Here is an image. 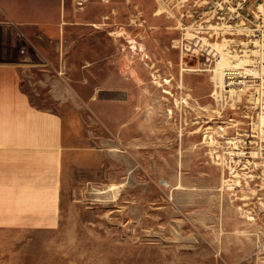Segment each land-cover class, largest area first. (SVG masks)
I'll return each instance as SVG.
<instances>
[{"label":"rangeland","instance_id":"obj_1","mask_svg":"<svg viewBox=\"0 0 264 264\" xmlns=\"http://www.w3.org/2000/svg\"><path fill=\"white\" fill-rule=\"evenodd\" d=\"M258 14L264 0H0V62L65 118L59 224L1 227L0 264H264V111L212 96L228 67L259 77Z\"/></svg>","mask_w":264,"mask_h":264},{"label":"crops","instance_id":"obj_2","mask_svg":"<svg viewBox=\"0 0 264 264\" xmlns=\"http://www.w3.org/2000/svg\"><path fill=\"white\" fill-rule=\"evenodd\" d=\"M5 8L8 16H15L11 4ZM16 33L24 34L20 27ZM19 70L15 63L0 62V228L56 227L63 189L65 118L31 102L20 87Z\"/></svg>","mask_w":264,"mask_h":264},{"label":"built area","instance_id":"obj_3","mask_svg":"<svg viewBox=\"0 0 264 264\" xmlns=\"http://www.w3.org/2000/svg\"><path fill=\"white\" fill-rule=\"evenodd\" d=\"M258 15H259V19L262 18L261 20H264V18H263V16L261 14H258ZM263 26H264V24L262 22L261 23V27H263ZM261 29L264 30V27L261 28ZM261 29H260V32H261L260 41L261 42L258 45V46H260L258 49H261L262 51H264V40L262 38ZM192 33H193V35L191 36V38H185V40L187 42L183 43L184 44L183 49L196 51L197 48L191 47V44H190L191 41L190 40H192L195 37H199V39H201L205 43V42H207V39L204 40L203 38H205V37H201L195 32H192ZM212 43H214V42H212ZM212 43H211V45H212ZM261 43H262V46H261ZM229 45L231 46V42H229ZM199 48H201V47H199ZM213 49H215L214 46H213ZM24 51H25V47L23 46L21 48V52H24ZM244 51H245V49H244ZM230 52H231V50H230ZM256 56H257L256 65L254 67L260 72L259 77H254V79H257V78L258 79L256 81L250 82V83H254V84L244 85L243 86L244 90L242 91V96L240 98H236L234 101H238V103L239 102H242V103L244 102V106L246 107V110H247V115L250 116V112L251 113L256 112L257 116L259 118V113L264 111V80L262 81V77H261L262 75L264 77V58H261L259 55H256ZM263 56H264V53H263ZM231 86H233V85L221 86L219 89H215L213 91L214 93H212V96L215 99L216 103L221 104V103H223L224 100L226 101L227 98H229V99H231L233 101V99L229 95V91H227V88H230ZM234 101L230 102L229 105L231 107H235V105H234L235 102ZM257 126H264V122H263V124H261L260 119H259V124H257ZM237 174L238 173L236 172L235 175H237ZM244 211H246L245 212L246 216H248L249 218H253V219L255 217V214L260 212L259 210L257 211L254 208H252L253 214L251 213V211L249 209H244ZM250 213L252 215H250ZM261 243L264 246V238H263V240H261Z\"/></svg>","mask_w":264,"mask_h":264},{"label":"bare ground","instance_id":"obj_4","mask_svg":"<svg viewBox=\"0 0 264 264\" xmlns=\"http://www.w3.org/2000/svg\"><path fill=\"white\" fill-rule=\"evenodd\" d=\"M130 43L132 44V48L134 50H136L138 47L140 49L143 48V44L139 43V45H137L136 41L133 38H131V37H130ZM236 55H237L236 53H233L232 56H230V57L234 58V57H236ZM261 57H263V56H261ZM244 58H247V60H249L248 59L249 57L247 55H240V59H244ZM242 67L243 68H241V69H239L237 67H228V68L223 70L224 72H223V77H222L223 78L222 79V85L223 86L233 85L230 88H227V91H229V95L231 96L233 101L236 98H240L241 97V91L244 90V87H243L244 85H251V84H254V83H250V82L256 81V79H254L255 75L253 76V73L256 70L249 69L244 64H242ZM183 102H185L186 104L188 103L187 102V98H185L184 96H181L180 98H176L175 99V104L177 106H180V104H183ZM209 137H210L209 139L211 141H214L211 136H209ZM229 143L234 145V142L232 140H230ZM229 152H230V155H231L232 154V150H230ZM217 156H218V158L221 157L220 154H218V153H217ZM222 158H223V155H222Z\"/></svg>","mask_w":264,"mask_h":264}]
</instances>
